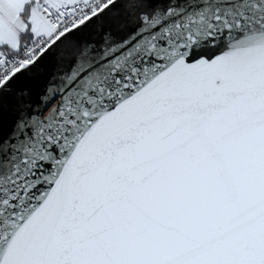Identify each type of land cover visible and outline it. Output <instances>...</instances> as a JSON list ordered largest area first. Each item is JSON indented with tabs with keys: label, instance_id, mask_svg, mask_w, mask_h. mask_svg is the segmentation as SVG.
Wrapping results in <instances>:
<instances>
[{
	"label": "snow or ice",
	"instance_id": "snow-or-ice-1",
	"mask_svg": "<svg viewBox=\"0 0 264 264\" xmlns=\"http://www.w3.org/2000/svg\"><path fill=\"white\" fill-rule=\"evenodd\" d=\"M0 264H264V0H0Z\"/></svg>",
	"mask_w": 264,
	"mask_h": 264
},
{
	"label": "water",
	"instance_id": "water-1",
	"mask_svg": "<svg viewBox=\"0 0 264 264\" xmlns=\"http://www.w3.org/2000/svg\"><path fill=\"white\" fill-rule=\"evenodd\" d=\"M124 0H117V4H122ZM120 13V9H114L107 17L101 21H97L92 27L85 29L84 31L77 30L74 34H70L69 38L56 49V52L53 54V59L47 64L46 68L48 71H51L56 65L68 66L71 65L74 61L78 60L81 56V53L85 50L86 47L99 43V36L103 30L115 29L117 27V18ZM119 19L123 20L125 17L122 15L119 16ZM243 38V35L237 37V39ZM227 51V47L223 49ZM216 55L222 54L220 51L215 53ZM33 90V99L34 102L39 96L44 87V80L39 79L36 81L28 82Z\"/></svg>",
	"mask_w": 264,
	"mask_h": 264
}]
</instances>
